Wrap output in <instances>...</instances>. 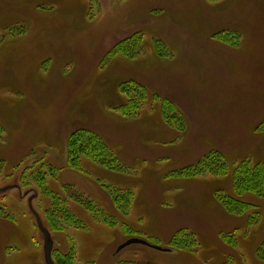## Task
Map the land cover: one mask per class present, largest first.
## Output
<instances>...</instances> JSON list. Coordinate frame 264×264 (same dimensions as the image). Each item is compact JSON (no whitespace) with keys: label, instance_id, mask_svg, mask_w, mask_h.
<instances>
[{"label":"rangeland","instance_id":"rangeland-1","mask_svg":"<svg viewBox=\"0 0 264 264\" xmlns=\"http://www.w3.org/2000/svg\"><path fill=\"white\" fill-rule=\"evenodd\" d=\"M137 33L134 60L104 59ZM155 41L166 57L154 55ZM141 92L147 99L135 117L113 110ZM154 96L173 103L181 133L162 122ZM77 130L96 135L124 170L106 172L84 157L70 169L67 139ZM216 154L227 175L170 173ZM241 161L264 162V0H0V264H47L36 216L43 224L50 200L19 189L29 165L62 199L70 220L50 239L75 264H264L256 257L264 200L239 199L255 206L249 234L246 218L215 200L232 196L231 170ZM113 189L132 195L128 214L113 208ZM79 200L118 224L97 222ZM181 229L194 254L128 244L168 249Z\"/></svg>","mask_w":264,"mask_h":264},{"label":"trees","instance_id":"trees-1","mask_svg":"<svg viewBox=\"0 0 264 264\" xmlns=\"http://www.w3.org/2000/svg\"><path fill=\"white\" fill-rule=\"evenodd\" d=\"M137 34H133L120 44L115 45L104 59L107 58L110 60L116 56H121L126 61L134 60L142 51L141 36L139 33ZM157 46H159V43L155 41L153 47L154 55L160 59L164 56L166 57L167 51L162 48L157 49ZM128 86L129 85L127 83H122L119 89L120 94L123 96H129L132 91L129 90ZM139 88L142 89L140 86ZM135 95H137V93H135ZM146 99L147 94L141 92L137 101H130L129 103L122 105L119 103L112 108L123 117H135L137 115V111H140L143 104L146 102ZM157 100L160 106V117L162 122L171 131L181 133L183 131L182 122L179 114L172 112V109H175L173 103L167 100L164 101L163 99H158V97L154 96V101ZM66 156L68 163L70 162V164H68L70 169L77 168L79 166V160L84 157L94 165L101 167L106 172L118 173L124 170V167L116 162L117 159L112 155L107 146L96 135L87 130H77L68 135ZM79 169L80 168H78V170ZM231 171L232 196L221 194L216 195L217 203L227 215L237 218H246L245 234H249L251 227L257 223V215H249L255 206L250 202L241 201L239 199L242 195L247 194L251 196L252 199L254 197L256 200H264V162L250 164L249 162L241 161ZM27 173H30V175L28 174L27 176ZM170 173L176 179H188L193 176H201L204 174L221 176L229 173V165L220 160L219 154H216L211 158L207 157L202 159L197 166H188L184 169L175 170ZM22 176H24V178L19 185V189H32L38 196L43 194L50 200V208L44 213V228L49 232V234L63 231L66 220H70V217L67 215V212L64 209L65 207L61 203L62 199L59 198L57 194L52 193L45 188L42 172L33 170V167L29 165V167H25L23 169ZM113 190V193L109 192L113 208L119 214H128L132 203V195L128 191L120 189ZM0 201H2V197L0 198ZM78 202L84 207V209L95 214L94 220L97 222L108 226H116L118 224V220L115 218L116 216L105 213L103 214L101 211L97 210L95 206H92L89 203L86 204V201L79 200ZM126 232L128 234L132 233L128 229H126ZM185 232L187 233V231L182 229L176 231L175 235L171 236L168 240L169 247L167 250L179 251L181 253L188 254L194 253L196 242L189 236V234H185ZM234 238L235 236L231 233H227L224 237V239L227 240L226 243L228 244L229 242H234ZM72 253L73 252L71 250L67 253H60L58 251L54 252L52 249L51 258L54 264H75L73 262ZM256 257L258 260H264V244L257 249Z\"/></svg>","mask_w":264,"mask_h":264},{"label":"water","instance_id":"water-1","mask_svg":"<svg viewBox=\"0 0 264 264\" xmlns=\"http://www.w3.org/2000/svg\"><path fill=\"white\" fill-rule=\"evenodd\" d=\"M0 193H3V191H0ZM36 219H37V223H38L39 229H40L42 235L44 236L45 261L47 262V264H54L53 261H52V258H51V252H52L53 246H52V242H51V239H50V234L44 228L41 220L37 216H36ZM128 244H139V245H142L144 247H147V248L159 251V252H169V250H167V249H162V248H159V247H156V246H152V245H150V244H148V243H146L145 241H142V240H133V241H130Z\"/></svg>","mask_w":264,"mask_h":264},{"label":"bare ground","instance_id":"bare-ground-1","mask_svg":"<svg viewBox=\"0 0 264 264\" xmlns=\"http://www.w3.org/2000/svg\"><path fill=\"white\" fill-rule=\"evenodd\" d=\"M169 174V173H168ZM215 200L217 201V197H215ZM192 254H194V253H192Z\"/></svg>","mask_w":264,"mask_h":264}]
</instances>
